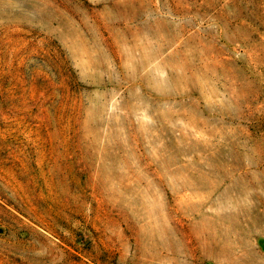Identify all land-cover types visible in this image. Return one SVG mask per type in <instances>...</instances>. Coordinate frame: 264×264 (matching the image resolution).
<instances>
[{
	"label": "rangeland",
	"instance_id": "rangeland-1",
	"mask_svg": "<svg viewBox=\"0 0 264 264\" xmlns=\"http://www.w3.org/2000/svg\"><path fill=\"white\" fill-rule=\"evenodd\" d=\"M0 264H264V0H0Z\"/></svg>",
	"mask_w": 264,
	"mask_h": 264
}]
</instances>
